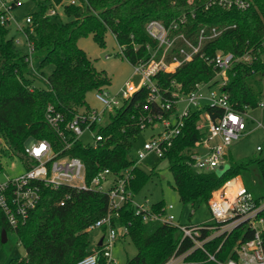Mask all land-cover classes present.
<instances>
[{"label":"trees","instance_id":"1","mask_svg":"<svg viewBox=\"0 0 264 264\" xmlns=\"http://www.w3.org/2000/svg\"><path fill=\"white\" fill-rule=\"evenodd\" d=\"M36 10L29 14L30 23L24 32L32 43V60L36 71L45 81L31 74L25 62L24 50L14 45L13 36L0 24V156L18 160L24 169L34 162L24 154L27 142L46 140L60 156L79 158L85 167V178L90 181L100 170L114 174L130 168L131 179L126 188L134 198L153 175L140 166H133L131 148L140 133L139 125L153 112L166 115L146 102V91L139 89L102 129L104 142L91 147L77 140L64 150V143L46 123L44 114L51 105L61 113L65 122L74 115L89 109L85 97L109 84L105 72L97 70L77 42L92 36L99 46H105V36L111 33L120 47V55L130 64L145 61L149 52L146 46L156 43L146 34L147 21L156 19L167 25L185 16L180 32L195 41L203 26H229L217 38L204 45L206 54L216 51L240 55L251 52L249 64H234L227 72L224 87L228 103L234 109L256 110L264 90V0H246V10H224L216 6L205 9L206 0H85L81 6H63V15L69 20L45 16L47 10L62 0H33ZM15 6L11 5V10ZM191 13L194 14L191 17ZM2 12L0 11V15ZM234 26V27H232ZM31 31V32H30ZM215 76L210 66L198 57L183 64L174 74L154 76L162 89L171 81L181 86L183 92L192 90L196 83L207 82ZM148 108V109H147ZM211 119L220 116L219 108H206ZM198 115L191 113L184 120L181 134L174 140L161 161L172 175V189L181 205L208 206L213 193L235 177L242 179L244 189L264 200V156L234 159L227 155L228 165L220 176L213 171H197L190 166L187 151L205 132L196 128ZM1 170V168H0ZM66 194L70 199L59 202ZM164 201L151 205L162 209ZM110 215L116 230L125 228L117 240H128L136 250L124 264H165L169 259L182 256L179 264H215L199 249L191 251L193 244L181 240L175 226L157 222L143 223L134 214L130 203L123 204L116 215L109 210L108 198L98 191L76 192L66 187L56 190L41 186L38 204L28 218L15 229L8 226L0 212V228L13 233L24 249L25 255L8 264H76L90 253L87 228ZM264 220V211L260 213ZM225 222L204 224L210 228L200 230V239L210 237L203 244L205 251L217 260L235 259L234 247L253 238V229L247 221L237 223L230 231L213 236ZM105 232V227H101ZM264 238V231L262 234ZM98 264H104L102 258Z\"/></svg>","mask_w":264,"mask_h":264},{"label":"built area","instance_id":"2","mask_svg":"<svg viewBox=\"0 0 264 264\" xmlns=\"http://www.w3.org/2000/svg\"><path fill=\"white\" fill-rule=\"evenodd\" d=\"M85 0H62L58 5L50 7L45 16L59 18L57 8L63 6H81ZM193 0H189L191 2ZM21 0H3L0 4V24L8 27L10 22L11 5L15 7L21 4ZM216 6L224 10H246L250 3L246 0H206L205 9ZM63 13V11H62ZM194 16L193 13L190 14ZM186 17L174 19L167 25L159 20L151 19L146 22L144 29L156 46H146L149 56L145 61L131 65L132 76L138 77V84L134 86L125 82L114 93L105 88L94 91V98L101 104V109H88L73 116L65 122L61 113L51 105L45 110L44 118L49 127L57 134L64 143V150L71 144L80 140L81 136L88 133L92 144L96 148L105 140L102 129L111 122L116 111L128 101L139 89L146 91V102L154 105L161 113H151L145 122L139 125L140 132L145 129L153 130L159 127L156 133H152L141 146L135 151L133 166L140 164L148 156L153 155L161 160L174 140L181 134L184 120L191 114L198 115L196 128L204 131L201 140L194 142L187 151L190 158V166L197 171H224L228 165L227 155L229 147L240 136L246 135L252 130L259 129L264 133V125L252 118L251 110L244 108L243 111L234 110L228 103V95L224 91L227 83L226 72L237 63L249 64L252 61L251 52L236 55L232 52L216 51L214 54H206L204 45L220 36L229 26H203L197 34L195 41L187 39L180 28L184 26ZM30 23V16L24 18V26ZM23 26H17L24 37L23 42L13 36L14 45L24 48L25 62L28 64L31 74L45 81L44 77L36 71L32 60V43L27 34L22 31ZM234 27V26H232ZM31 32V31H30ZM120 50V47H119ZM109 56H105L108 58ZM195 57L201 58L207 66L215 72V76L207 81L196 83L192 90L185 93L179 84L171 81L169 88L162 89L154 80L158 74H174L185 63L192 61ZM264 60V55L262 56ZM206 108H219L223 111L214 120ZM264 108L260 101L256 110ZM148 109V108H147ZM252 122V127L248 126ZM261 145L256 151L262 152ZM24 154L34 162L29 169L14 177H6L0 181V212L4 215L10 228L15 229L23 224L28 218L29 212L35 208L40 199L41 186L54 190L66 187L76 192L98 191L106 194L109 210L116 215L118 209L125 203L133 206L134 214L139 216L143 223L157 222L175 226L180 234L181 240L187 238L193 244L191 251L199 249L208 256V260L215 264H264V220L260 213L264 211V200L256 201L255 197L246 192L242 179L235 177L228 181L221 189L215 191L208 201V210L212 222H225L212 235H218L230 231L237 223L247 221L253 229V238L239 243L234 247L235 259L225 261L217 260L208 254L203 244L210 237L200 239V230L210 228L204 226L207 222L199 225L182 224L169 212L171 205H165L162 209L154 210L151 205L139 204L134 201L131 192L126 188L128 181L132 178L130 168L114 174L108 169L100 170L90 181L85 178V167L83 162L73 156H60L54 152L46 140L27 142L24 146ZM234 185V192L228 196L227 188ZM106 185V188L104 187ZM70 199L66 194L59 202L63 205ZM105 227L103 235L96 240V244L90 248V253L76 264H98L100 258L104 264H114L112 249L119 236L125 233V228L114 229L111 225L110 215L96 221L87 228V232ZM101 239L100 245H98ZM181 258L178 262H176ZM182 256L169 259L165 264H179Z\"/></svg>","mask_w":264,"mask_h":264},{"label":"rangeland","instance_id":"3","mask_svg":"<svg viewBox=\"0 0 264 264\" xmlns=\"http://www.w3.org/2000/svg\"><path fill=\"white\" fill-rule=\"evenodd\" d=\"M21 4L16 6L10 11V22L7 27V37L14 36L24 40L21 31L17 30V26H23L24 31V18L36 10V6L33 0H21ZM3 0H0V4ZM60 13V21H68L69 19L63 15L62 8H57ZM77 45L82 49L89 57L94 67L97 70L105 72L109 79V84L105 86V89L110 93H114L125 82L129 81L130 84L137 86L138 77L132 76L133 69L131 65L120 55L119 46L109 32L105 36V46L99 47L92 39L91 35L86 38H82L77 42ZM24 50V48H22ZM105 56H109L105 58ZM264 103V90L262 94ZM85 101L90 109H101V104L94 98V91L87 93ZM250 116L264 125V108L261 110H253L249 112ZM248 126L251 128L252 122L248 121ZM159 127L151 129H145L141 131L136 139L133 141L131 148V155L135 154V151L141 146V144L147 140L152 133H156ZM80 141L84 144H92V140L88 133L81 136ZM261 145L262 152L256 151V147ZM229 153L234 159H240L252 156H264V133L255 129L246 135L240 136L229 147ZM0 181L6 177H14L21 174L24 171L22 163L18 160H10L6 157L0 156ZM145 172L153 170V175L141 188L138 194L134 197V201L139 204L152 205L158 201H164L165 205H171L172 209L169 210L180 223L189 225H199L203 222L210 223L211 216L208 210V206H190L181 205L178 200L176 192L172 189L173 183L172 175L166 168V162L156 159L153 155L148 156L140 164ZM217 176H220L222 171L217 170L215 172ZM105 184V188H106ZM102 229H95L89 232V248H92L103 235ZM136 250L128 240L119 239L115 242V246L112 249V257L115 260L114 264H124L128 258L135 255ZM25 252L21 245L18 244L16 236L7 232L6 242H1V228H0V264H8L12 259H20L24 257ZM179 258L176 262H178ZM181 262V261H180Z\"/></svg>","mask_w":264,"mask_h":264},{"label":"water","instance_id":"4","mask_svg":"<svg viewBox=\"0 0 264 264\" xmlns=\"http://www.w3.org/2000/svg\"><path fill=\"white\" fill-rule=\"evenodd\" d=\"M1 242L2 243L6 242V232L4 229L1 230ZM100 243H101V239L99 240L98 245H100Z\"/></svg>","mask_w":264,"mask_h":264},{"label":"bare ground","instance_id":"5","mask_svg":"<svg viewBox=\"0 0 264 264\" xmlns=\"http://www.w3.org/2000/svg\"><path fill=\"white\" fill-rule=\"evenodd\" d=\"M235 188L234 185L231 183L227 188V195L230 196L234 192Z\"/></svg>","mask_w":264,"mask_h":264}]
</instances>
